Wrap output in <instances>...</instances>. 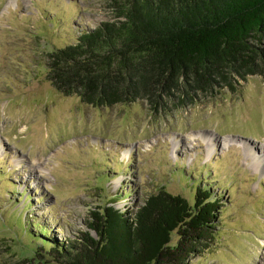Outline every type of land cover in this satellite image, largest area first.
I'll return each mask as SVG.
<instances>
[{"label": "rangeland", "instance_id": "rangeland-1", "mask_svg": "<svg viewBox=\"0 0 264 264\" xmlns=\"http://www.w3.org/2000/svg\"><path fill=\"white\" fill-rule=\"evenodd\" d=\"M117 3L0 0V264H57L35 255L33 220L73 241L104 205L131 209L161 189L192 202L196 188L223 203L188 262L264 264V75L162 113L144 100L95 108L48 81V54Z\"/></svg>", "mask_w": 264, "mask_h": 264}, {"label": "trees", "instance_id": "trees-1", "mask_svg": "<svg viewBox=\"0 0 264 264\" xmlns=\"http://www.w3.org/2000/svg\"><path fill=\"white\" fill-rule=\"evenodd\" d=\"M47 59L51 86L86 105L185 107L264 75V0H119L111 21ZM222 203L208 189L196 188L192 202L161 189L131 209L91 211L73 241L55 240L34 220L24 232L36 256L57 264H191L213 240Z\"/></svg>", "mask_w": 264, "mask_h": 264}, {"label": "bare ground", "instance_id": "bare-ground-1", "mask_svg": "<svg viewBox=\"0 0 264 264\" xmlns=\"http://www.w3.org/2000/svg\"><path fill=\"white\" fill-rule=\"evenodd\" d=\"M208 140H209V138H208ZM260 164H262L263 162H259Z\"/></svg>", "mask_w": 264, "mask_h": 264}]
</instances>
